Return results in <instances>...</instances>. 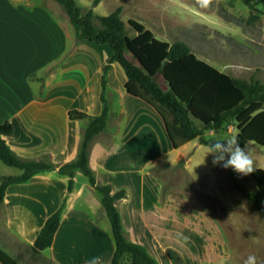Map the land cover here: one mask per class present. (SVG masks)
<instances>
[{"label": "crops", "instance_id": "obj_1", "mask_svg": "<svg viewBox=\"0 0 264 264\" xmlns=\"http://www.w3.org/2000/svg\"><path fill=\"white\" fill-rule=\"evenodd\" d=\"M68 19L43 0H0V126L12 124L13 132L5 139L19 157L47 159L56 166L6 190L0 249L18 264H88L96 256L110 264L116 248L100 194L81 171L69 192L68 178L58 172L77 158L89 122L71 119L69 112L102 113L103 68L113 54L108 45L78 40ZM106 80L110 115L106 129L91 142L89 165L101 184L125 190L117 204L125 235L162 264L167 250L153 228L164 229L159 219L167 202L147 152L168 143L165 123L151 105L128 93V78L119 63L111 64ZM64 202L52 245L34 254L47 218Z\"/></svg>", "mask_w": 264, "mask_h": 264}, {"label": "trees", "instance_id": "obj_2", "mask_svg": "<svg viewBox=\"0 0 264 264\" xmlns=\"http://www.w3.org/2000/svg\"><path fill=\"white\" fill-rule=\"evenodd\" d=\"M56 1L66 11L78 40L108 45L113 52L103 68L102 113L91 116L79 110L69 112L71 119H88L89 122L77 158L59 166L58 172L68 178L69 192L73 191L76 172L81 171L100 194L115 239L116 248L110 264H123L124 261L128 264H159L145 246L129 241L125 235L117 205L119 200L125 198V190L113 191L112 185L101 184L89 165L91 142L108 125L110 106L105 88L111 64L117 62L123 67L128 78V93L144 100L160 114L174 149L195 140L209 147L210 143L221 139L231 126L236 130L240 144L247 146L255 142L264 148V82L255 73L246 79L223 72L199 58L186 42L160 40L151 29L134 19L128 21L136 32L131 36L121 17V6L108 15H98L93 8L101 0H94L85 13L77 0ZM244 1L252 7L250 0ZM262 2L264 0L256 1L257 4ZM208 131H214L215 134H208ZM12 132L11 123L0 126V160L20 173L0 175V207L10 185L25 183L38 173L56 169L47 159L28 160L19 157L5 139ZM230 174L234 188L251 200L264 218V169L255 168L250 174L257 184L255 191H250L233 172ZM64 206L65 202L47 218L33 245L34 254L52 245L60 227ZM0 262L18 264L1 249Z\"/></svg>", "mask_w": 264, "mask_h": 264}, {"label": "rangeland", "instance_id": "obj_3", "mask_svg": "<svg viewBox=\"0 0 264 264\" xmlns=\"http://www.w3.org/2000/svg\"><path fill=\"white\" fill-rule=\"evenodd\" d=\"M43 1L56 15L68 19L56 0ZM93 1L77 0L84 13ZM256 1L250 0V7L244 0H101L93 10L108 15L121 6L131 36L136 32L128 21L134 19L161 39L186 42L200 58L223 72L246 79L255 73L264 82V2ZM162 85L166 88L163 81ZM124 122L120 120L121 128ZM232 137L236 130L231 126L221 139ZM168 139L162 150L147 152L149 168L161 181L162 200L167 202L161 204L165 209L159 219L164 229L153 228L167 250L162 264H244L249 255L264 264V218L234 188L230 172L255 191L257 184L251 175L214 166L209 147L198 141L174 149ZM247 148L255 166L264 169V148L255 142ZM159 154L161 159L156 158ZM182 159L188 160L187 165L174 169ZM17 172L0 160L1 176Z\"/></svg>", "mask_w": 264, "mask_h": 264}, {"label": "clouds", "instance_id": "obj_4", "mask_svg": "<svg viewBox=\"0 0 264 264\" xmlns=\"http://www.w3.org/2000/svg\"><path fill=\"white\" fill-rule=\"evenodd\" d=\"M208 154L213 156L212 163L214 166L218 165L225 169L231 168L240 176H247L257 168L251 150L240 144L237 137L217 139L210 143ZM88 264H102L101 257H93L88 261ZM244 264H257L256 256L249 255Z\"/></svg>", "mask_w": 264, "mask_h": 264}, {"label": "water", "instance_id": "obj_5", "mask_svg": "<svg viewBox=\"0 0 264 264\" xmlns=\"http://www.w3.org/2000/svg\"><path fill=\"white\" fill-rule=\"evenodd\" d=\"M185 163L186 161L184 159H182L176 166L174 169H177V168H184L185 167Z\"/></svg>", "mask_w": 264, "mask_h": 264}]
</instances>
